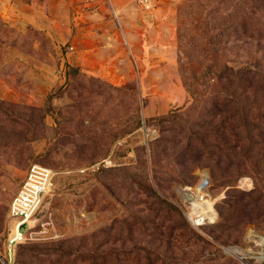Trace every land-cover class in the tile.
<instances>
[{
  "label": "rangeland",
  "instance_id": "374dc122",
  "mask_svg": "<svg viewBox=\"0 0 264 264\" xmlns=\"http://www.w3.org/2000/svg\"><path fill=\"white\" fill-rule=\"evenodd\" d=\"M46 1L0 0V264H264V245L250 238L264 235V221L248 222L231 207L255 188L253 177L225 166L214 171L201 158V126L214 120L207 113L217 93L193 85L204 62L197 50L212 29L207 12L198 4L187 10L190 0H148L143 12L161 7L167 16L158 42L150 48L139 39L132 61L116 63V47L85 64L65 1L53 10L62 26L51 33L32 23L17 29L5 18L17 2ZM83 4L95 17L114 7L110 0ZM135 11L127 20L138 27L143 12ZM228 48L218 64L236 52L242 60L255 55L253 47ZM35 163L55 172L54 186L31 220L34 239L10 259V205ZM207 173L218 222L197 231L183 214V195ZM233 247L245 257L228 253Z\"/></svg>",
  "mask_w": 264,
  "mask_h": 264
},
{
  "label": "trees",
  "instance_id": "16d2710c",
  "mask_svg": "<svg viewBox=\"0 0 264 264\" xmlns=\"http://www.w3.org/2000/svg\"><path fill=\"white\" fill-rule=\"evenodd\" d=\"M197 4L207 12L212 29L206 35V47L197 50L204 62L193 85L217 92L213 112L207 113H213L214 120L205 119L201 126V158L212 162L214 171L225 166L239 177H253L255 188L233 199L231 207H239L248 222L264 221V208H258L264 202V0H190L186 9L193 10ZM4 27L0 19V33ZM229 46L236 50L253 47L255 55L242 60L236 52L234 60L218 64L217 58L225 55ZM212 122L217 124V138L211 141L208 131Z\"/></svg>",
  "mask_w": 264,
  "mask_h": 264
},
{
  "label": "crops",
  "instance_id": "0c3cea01",
  "mask_svg": "<svg viewBox=\"0 0 264 264\" xmlns=\"http://www.w3.org/2000/svg\"><path fill=\"white\" fill-rule=\"evenodd\" d=\"M68 7H72L75 13V24L77 27L75 38L79 40L80 47L77 48L76 54L78 58L88 60L89 55H98L103 52L111 51L114 48H121V52L114 57L113 60L118 63L125 61L126 58L132 61L135 60V52L138 49L137 41L142 39L150 48L159 40V31L167 25L166 13H163V8H156L151 13L143 12V5L134 0H110L114 7L101 9L98 17H95L93 12L85 11L83 0H47L44 6H35L17 2L15 8H9V13L5 16L9 23L14 22L17 29L22 28L25 24L32 23L41 30H47L49 33L54 32L62 26V23L53 14L58 3L64 2ZM112 7V6H111ZM136 16L143 12L141 21L138 27L132 26V22L127 20V14L130 10H134ZM140 17V16H139ZM11 21V22H10ZM137 24V23H136ZM140 32V34H139ZM162 35V33H161ZM92 38L89 41L88 38ZM122 44H127L125 48V56L122 55ZM152 45V46H151ZM150 54V51L147 52ZM143 61V60H142ZM39 64V63H38ZM119 64V63H118ZM43 63L40 62L38 68L41 70V76L45 81L49 77H44ZM41 82L43 81L42 78ZM39 79V80H40ZM46 83V82H45ZM45 85V84H43Z\"/></svg>",
  "mask_w": 264,
  "mask_h": 264
},
{
  "label": "built area",
  "instance_id": "2783aa9c",
  "mask_svg": "<svg viewBox=\"0 0 264 264\" xmlns=\"http://www.w3.org/2000/svg\"><path fill=\"white\" fill-rule=\"evenodd\" d=\"M143 6L149 10L148 0H142ZM55 172L42 164H32L27 171L26 177L20 189L10 205V218L13 221L8 239V252L10 259L15 252L16 246L25 241L34 239L33 224L34 215L42 206L45 196L52 191L54 186ZM183 195L182 211L190 225L200 231L206 226L215 225L218 222L215 198L207 189H185ZM192 196V199L188 198ZM26 228L22 229V226Z\"/></svg>",
  "mask_w": 264,
  "mask_h": 264
},
{
  "label": "bare ground",
  "instance_id": "6f19581e",
  "mask_svg": "<svg viewBox=\"0 0 264 264\" xmlns=\"http://www.w3.org/2000/svg\"><path fill=\"white\" fill-rule=\"evenodd\" d=\"M203 182H205V181H210V176H209V174L207 173V174H205L204 175V177H203ZM254 236H257L258 238H259V241L261 242V244H263L264 245V235H261V234H259L257 231H252L251 232V234H250V238H254ZM264 249V248H263ZM227 252L228 253H230V254H232V255H237V254H239V255H242V256H244L247 252H246V250H244V249H241V248H239V247H233V248H228L227 249ZM263 256H259V258L258 259H260V260H263L264 259V251H263V254H262ZM245 257V256H244ZM244 259V258H243ZM246 259V258H245ZM243 264H246L245 262L243 263Z\"/></svg>",
  "mask_w": 264,
  "mask_h": 264
},
{
  "label": "water",
  "instance_id": "95a60500",
  "mask_svg": "<svg viewBox=\"0 0 264 264\" xmlns=\"http://www.w3.org/2000/svg\"><path fill=\"white\" fill-rule=\"evenodd\" d=\"M208 185H209V182H208V181L202 182V183L200 184V189H201V190H205V189L207 188ZM188 198H189V199H192V196H191V195H188ZM24 228H26V225H23V226H22V229H24Z\"/></svg>",
  "mask_w": 264,
  "mask_h": 264
}]
</instances>
